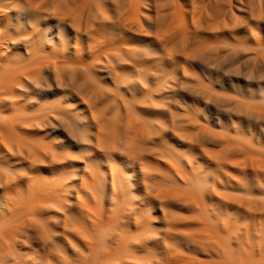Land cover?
I'll use <instances>...</instances> for the list:
<instances>
[{
	"label": "bare ground",
	"instance_id": "obj_1",
	"mask_svg": "<svg viewBox=\"0 0 264 264\" xmlns=\"http://www.w3.org/2000/svg\"><path fill=\"white\" fill-rule=\"evenodd\" d=\"M0 264H264V0H0Z\"/></svg>",
	"mask_w": 264,
	"mask_h": 264
},
{
	"label": "rangeland",
	"instance_id": "obj_2",
	"mask_svg": "<svg viewBox=\"0 0 264 264\" xmlns=\"http://www.w3.org/2000/svg\"><path fill=\"white\" fill-rule=\"evenodd\" d=\"M238 81H239V84L240 86H244V81L241 79V78H237L233 75H231L229 77V79L226 81V88H227V91L228 93H231V94H237L238 91H236L238 89V87H236L235 85L238 84ZM223 121H225V118H222ZM215 122H216V118H213L212 119V124L215 126ZM60 138H62L63 140H65L66 143H70V139L67 138V137H64V136H60Z\"/></svg>",
	"mask_w": 264,
	"mask_h": 264
}]
</instances>
